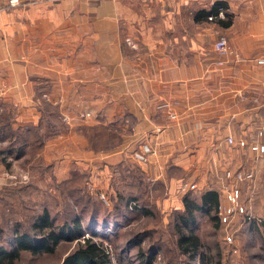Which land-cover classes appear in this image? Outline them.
<instances>
[{
    "label": "crops",
    "instance_id": "obj_1",
    "mask_svg": "<svg viewBox=\"0 0 264 264\" xmlns=\"http://www.w3.org/2000/svg\"><path fill=\"white\" fill-rule=\"evenodd\" d=\"M11 1L0 101L21 108L14 128L51 133L39 151L58 155L50 175L83 165L109 188L111 170L138 168L171 197L187 183L223 200L226 169L258 171L256 152L227 138L264 142V0ZM221 36L231 53L216 50Z\"/></svg>",
    "mask_w": 264,
    "mask_h": 264
},
{
    "label": "rangeland",
    "instance_id": "obj_2",
    "mask_svg": "<svg viewBox=\"0 0 264 264\" xmlns=\"http://www.w3.org/2000/svg\"><path fill=\"white\" fill-rule=\"evenodd\" d=\"M3 105L0 101V111L9 109L13 117H18L20 107ZM55 108L48 107V117H54ZM42 131L45 142L49 131ZM68 146L65 143L61 150ZM40 147L36 152L29 151L23 160L7 158L11 161L9 167L0 163V244L7 246L10 243L15 236L16 223L19 231L32 232L33 219L47 204L51 210L54 208L53 213H57L56 224L71 221L79 215L85 234L80 240L62 242L54 254L33 256L24 252L15 264H57L85 238H92L102 245L109 256V264H145L149 257H152V264H264V225L260 222L264 220V153L253 154L256 158H252L254 163L249 166H257L258 171L254 169L256 178L254 182L242 185V200L253 211L258 229L253 228V219L245 222L241 214H237L231 224L221 221L218 227L207 216L198 215L195 231L200 235L202 245L198 254L191 256L181 252L175 228L176 215L184 209L183 193L176 195L175 191L176 198L171 197L170 187L159 180L136 192L129 185L124 189L121 187L123 190L117 189L118 175L112 170L107 188V182L102 184L97 175L92 176L80 164L83 170L77 171L76 188L71 189L69 195V188L60 186L67 178H61L63 172L59 171L56 178L50 175L51 169L44 167L58 155L50 151L39 154ZM6 189L8 194L9 190L16 191L17 200L8 202ZM191 189L199 191L198 187ZM131 193L140 195L139 210L132 209V201L129 205L126 202ZM54 197L57 201H46ZM140 207H147L151 214H146ZM230 235L232 239L228 240Z\"/></svg>",
    "mask_w": 264,
    "mask_h": 264
},
{
    "label": "trees",
    "instance_id": "obj_3",
    "mask_svg": "<svg viewBox=\"0 0 264 264\" xmlns=\"http://www.w3.org/2000/svg\"><path fill=\"white\" fill-rule=\"evenodd\" d=\"M207 13L209 14L210 12ZM13 118V113L9 109L0 111V162L8 167L11 161L7 160V158L23 160L29 151L36 152L37 148L44 143L43 131L39 125L14 128L12 126ZM78 174L77 170H72L71 175L61 181L62 183L60 182V186L63 184L69 188V195H71V189L76 188L74 183ZM118 181L117 189H121V187L124 189L126 185H129L135 192L137 189L141 190L151 184L138 168L123 173L120 172ZM5 191L8 202L17 200L18 193L16 191L9 190V194L7 189ZM138 196L140 197V195L131 193L127 197L126 202L129 205L131 201H134V209L138 208L139 210L138 206L141 205H138ZM120 197L123 198L124 196L120 194ZM55 198L47 199L46 201L53 202L56 200ZM221 200V192L217 187L205 190L199 189L198 192H193L191 188L184 191L182 197L184 209L176 215L177 221L175 222L176 233L178 234L177 243L181 252L191 256L198 254L202 240L195 231L196 219L198 215L207 216L218 227L221 219L217 213V206ZM53 210L50 209L48 204L42 208V211L38 213L31 223L32 232L19 231V225L16 223L15 236L10 240V243L7 246L0 244V264H15L24 252L33 256L54 254L62 242L80 240V237L85 233L79 215H76L71 221L67 220L61 224H56L58 216L56 212L53 213ZM140 210L146 214H151L147 207H140ZM262 223L264 225V221ZM251 224L253 228L258 229L259 223L255 219L252 220ZM78 242L77 247L57 264L110 263L109 256L103 250L102 245L93 241L92 238H85L83 241ZM206 257L205 255L203 256L204 261ZM151 258H147L145 264H152Z\"/></svg>",
    "mask_w": 264,
    "mask_h": 264
},
{
    "label": "built area",
    "instance_id": "obj_4",
    "mask_svg": "<svg viewBox=\"0 0 264 264\" xmlns=\"http://www.w3.org/2000/svg\"><path fill=\"white\" fill-rule=\"evenodd\" d=\"M12 4H15V0L11 1ZM222 13V11H221ZM215 48L220 54H228L232 52L230 46V40L226 36H221L215 42ZM256 63L261 65L264 68V56L257 57L255 59ZM224 63V61H220ZM227 141L230 145H236L241 149L250 148L252 151L257 154L264 153V142L261 139H254L251 143L246 138L235 139L232 136L227 138ZM223 177L228 181V186L226 187V198L221 200L217 206V213L221 221L224 223H232L234 217L237 214H241L245 217V221L252 220L254 218L253 211L244 204L242 200V183L254 182L255 180V171L252 169H226L223 173ZM186 188H195V184L184 183L182 186ZM104 197V196H103ZM106 200V199H105ZM135 205V202L132 201L131 207ZM264 220H260L263 222ZM232 239L231 235L228 236V240Z\"/></svg>",
    "mask_w": 264,
    "mask_h": 264
}]
</instances>
